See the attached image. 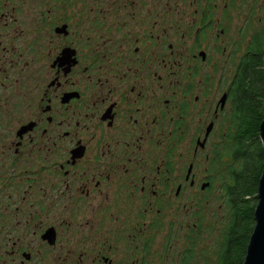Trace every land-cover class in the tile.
Returning a JSON list of instances; mask_svg holds the SVG:
<instances>
[{
  "label": "flooded vegetation",
  "instance_id": "1",
  "mask_svg": "<svg viewBox=\"0 0 264 264\" xmlns=\"http://www.w3.org/2000/svg\"><path fill=\"white\" fill-rule=\"evenodd\" d=\"M236 1L0 2L4 264H202L221 215L231 264L232 93L263 17Z\"/></svg>",
  "mask_w": 264,
  "mask_h": 264
},
{
  "label": "trees",
  "instance_id": "2",
  "mask_svg": "<svg viewBox=\"0 0 264 264\" xmlns=\"http://www.w3.org/2000/svg\"><path fill=\"white\" fill-rule=\"evenodd\" d=\"M251 48L256 52H250L243 57L240 63L243 70L241 74H238L236 86L232 93V98L236 97V99L232 100L234 133L231 134V149L235 158L240 157L241 166L234 168L231 172V204L233 205V208H231V220L233 219V222H231V250L233 249V242L236 239L237 227L240 224L241 215H245L246 211H248L252 222L254 221L253 210L256 204V197L254 198L255 201L253 205L248 206L246 210H241L236 206L240 202H245V192H250L248 189L251 188L252 191L256 192L258 179L264 162V152L260 149L256 175L251 180L247 178L248 166L253 162V158L249 157V154L242 148L243 136L250 132L256 136L258 140L259 124L264 116V103L258 99L259 94H264V15L262 17L260 29L254 34ZM247 83L249 84L248 86L244 85ZM252 89H256V91H252ZM262 101L264 102V100ZM253 118H255V120H253ZM237 132L240 134L237 135ZM252 227L248 234H244L246 243L242 248V252L245 251L244 248L248 242ZM228 248L229 245L227 244L226 250H228ZM242 257L237 264H242Z\"/></svg>",
  "mask_w": 264,
  "mask_h": 264
},
{
  "label": "rangeland",
  "instance_id": "3",
  "mask_svg": "<svg viewBox=\"0 0 264 264\" xmlns=\"http://www.w3.org/2000/svg\"><path fill=\"white\" fill-rule=\"evenodd\" d=\"M237 2H240V4L243 6V9L245 8V6H249L250 3L254 2L255 4L261 5V10L259 9L258 12L256 13V16L258 18V15H264V0H239L236 1L235 4ZM247 2V4H246ZM244 4V5H243ZM263 5V7H262ZM250 7H247L245 9L248 10ZM238 23V21H237ZM258 99L264 103L262 100H264V94H259L258 95ZM261 146V142L260 140L256 138V136H254L252 133H247L243 136V145L242 148L247 152V154H249V157L253 158V162L249 164L248 166V170H247V178H249L250 180L254 178V176L256 175V170L258 167V162H259V151L260 149H262ZM241 163V159L240 157H236L235 161H236V165L235 167H240L241 164L239 163V161ZM219 188V186H218ZM250 190V192H245L244 195V200L245 202L242 203H238V205L236 207L240 208L241 210H246L248 208V206H252L254 203V198L256 197V192L252 191V189H248ZM219 194V193H218ZM222 194V193H221ZM220 195H218L219 197ZM252 196V197H251ZM251 197V198H250ZM256 202H257V197H256ZM218 203L221 204L222 200L221 197H219ZM233 208V205H232ZM223 209V207H220V211ZM222 215L219 218V223H220V229L218 228H214L213 230H209L205 232V236H204V241L200 244L197 245V251L195 253V257H197L200 253L203 252V256L200 257L199 260L202 261V264H218V260L214 261V256L217 255L218 251H219V245L222 242V237H223V224H221V220H222ZM231 222H233V219L231 220ZM254 225V221L252 222L251 218H250V213L248 211H246L245 215H241L240 218V224L237 227V234H236V239L233 242V246H232V250H231V263L232 264H237L240 260V258L242 257V261L244 259V255H245V251L242 252V248L245 245V239H244V234H248V232H250L251 227ZM246 248V247H245ZM244 248V249H245ZM1 251V250H0ZM204 251H205V256H204ZM0 264H4V260L0 257Z\"/></svg>",
  "mask_w": 264,
  "mask_h": 264
},
{
  "label": "water",
  "instance_id": "4",
  "mask_svg": "<svg viewBox=\"0 0 264 264\" xmlns=\"http://www.w3.org/2000/svg\"><path fill=\"white\" fill-rule=\"evenodd\" d=\"M259 139L264 152V116L259 124ZM254 225L245 248L242 264H264V162L256 187Z\"/></svg>",
  "mask_w": 264,
  "mask_h": 264
},
{
  "label": "snow or ice",
  "instance_id": "5",
  "mask_svg": "<svg viewBox=\"0 0 264 264\" xmlns=\"http://www.w3.org/2000/svg\"><path fill=\"white\" fill-rule=\"evenodd\" d=\"M0 2H2V0H0ZM133 3H135V0H132ZM110 3L111 0H93V2L90 4V7L92 9V16L89 17L88 19H90L91 21H96L97 19V14H99L103 19L107 20L108 15H109V7H110ZM98 4L99 8L95 7V5ZM50 10V8H49ZM148 11H151V7L148 6ZM128 17L129 18H134L135 17V13L134 12H129L128 13ZM122 24H127L129 22L128 18H125L123 20L120 21ZM86 26H87V21L85 22ZM113 26L115 27V22L113 23ZM83 35V34H81ZM83 38L85 40H91L93 39V33L92 32H88L86 35H83ZM105 42L107 43L108 41L105 40ZM0 43H2V36H0ZM252 91H256V89H252ZM233 99H236V97H233ZM65 206H67V201H65Z\"/></svg>",
  "mask_w": 264,
  "mask_h": 264
}]
</instances>
